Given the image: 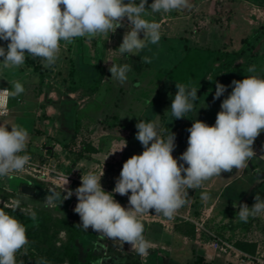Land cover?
<instances>
[{
	"label": "rangeland",
	"instance_id": "374dc122",
	"mask_svg": "<svg viewBox=\"0 0 264 264\" xmlns=\"http://www.w3.org/2000/svg\"><path fill=\"white\" fill-rule=\"evenodd\" d=\"M152 2L148 0V5ZM190 3V9L168 14L151 13L149 9L143 18L161 24V39L157 44L148 43L137 56L122 55L117 50L128 29L125 18V26L109 36L77 37L66 46L63 41L59 59L50 68H45L40 58L31 57H26L19 68L0 67V85L11 87L9 82L20 81L25 88L19 97L11 98V113L0 124L10 117L5 122L9 130L12 125L26 128L27 153L51 167L47 177L33 184L62 191L68 176L65 187L74 191L82 174L91 171L99 175L103 171L102 187L112 192L123 163L144 150L135 138L139 120L155 123L164 138L174 133L172 155L179 158L187 149V129L194 120L215 124L222 100L232 91V81L251 75L245 70L252 65L260 75L259 68L264 69V0ZM140 36L143 38V33ZM145 56L151 63L143 61ZM112 63L130 65L124 85L111 78ZM217 82L227 86V91L214 99ZM176 83L198 88L193 110L181 119H174L170 110ZM40 97L45 104L52 97L58 99L56 111L47 114ZM20 102L27 104L25 120L13 114V105ZM109 121H124L127 126H111ZM260 135L253 145L256 155L246 168L222 173L199 188L185 189L186 204L172 219L156 214L154 209L138 217L145 239L151 242L147 256L131 250L128 244L121 247L119 242L101 240L92 230L95 237L85 234L76 242L81 259L89 258L90 264H264V213L249 217L247 222L236 216L241 204L251 207L255 203L257 194L264 199V150H258L264 146V132ZM124 140L127 146L119 151ZM16 183L12 177H0V208L19 199L22 211L4 210L28 225L32 212L40 215L45 200L33 198L30 204H23L27 196L20 193ZM113 195L122 206H129L127 195ZM77 202L73 194L62 204L45 208L54 217L80 221L74 212ZM28 241L17 253V264H33L38 255ZM90 249L94 254L91 258Z\"/></svg>",
	"mask_w": 264,
	"mask_h": 264
},
{
	"label": "clouds",
	"instance_id": "9594fccd",
	"mask_svg": "<svg viewBox=\"0 0 264 264\" xmlns=\"http://www.w3.org/2000/svg\"><path fill=\"white\" fill-rule=\"evenodd\" d=\"M191 7L190 0H153L150 5L148 0H0V40L7 42L6 48L0 46V67L19 68L26 57H31L40 58L43 66L50 68L59 59L61 41L66 46L77 37L109 36L125 26V18L128 29L117 50L122 55L137 56L148 43L157 44L161 39V24L143 18L149 9L151 13L168 14ZM142 59L151 63L146 56ZM130 70L126 63H112L109 68L111 78L120 85L127 82ZM245 71L251 75L232 81V91L222 100L214 125L193 121L187 129V149L179 158L172 155L176 147L174 133L164 138L155 123L139 120L135 138L144 150L123 163L112 192L102 187L103 171L99 175L89 171L81 175V183L74 191L65 187L68 176L62 191L49 190L45 206L62 204L74 194L78 201L74 212L81 221L77 227L85 232L91 228L101 240L119 242L121 247L128 244L131 250L147 256L151 242L143 235L140 215L154 209L156 214L172 219L186 204L185 189L199 188L222 173L244 169L256 155L254 142L264 132V76L256 74L255 65ZM9 83L10 88L0 89V99H14L25 92L20 81ZM176 89L170 110L174 119H181L193 110L198 88L176 83ZM226 91L227 86L217 82L214 99ZM10 129L0 124V177L7 178L25 171L31 159L27 154V129L21 125ZM126 146L125 141L119 151ZM113 193L127 195L129 206H122ZM254 199L251 207L239 206L236 216L240 221L247 222L249 217L264 213V199L259 194ZM20 206L21 201L15 199L0 208V264H17V253L29 243L23 223L4 210L22 211ZM31 218H36L35 212Z\"/></svg>",
	"mask_w": 264,
	"mask_h": 264
},
{
	"label": "trees",
	"instance_id": "16d2710c",
	"mask_svg": "<svg viewBox=\"0 0 264 264\" xmlns=\"http://www.w3.org/2000/svg\"><path fill=\"white\" fill-rule=\"evenodd\" d=\"M63 8V6H61ZM0 46L7 47V42L0 40ZM111 126L123 125L127 126L124 121H109ZM17 180V187L22 195L27 196L23 199V204H30L33 198L45 199L36 195L24 193L21 189L23 183H31L21 177H12ZM35 185H38L36 182ZM61 209V205H57ZM41 213L36 218L30 219L26 228L27 238L30 239V244L38 250V255L35 257L33 264H54L67 262L68 264H90L89 258L82 260L76 242L85 234L92 237V229L87 232L82 230L77 225L81 224L79 220H72L67 217H54L52 213L45 208L41 209ZM64 233V235H62ZM88 256L94 257L93 250L88 251Z\"/></svg>",
	"mask_w": 264,
	"mask_h": 264
},
{
	"label": "built area",
	"instance_id": "2783aa9c",
	"mask_svg": "<svg viewBox=\"0 0 264 264\" xmlns=\"http://www.w3.org/2000/svg\"><path fill=\"white\" fill-rule=\"evenodd\" d=\"M9 88L5 85H0V89ZM11 112V98L0 99V117H5ZM28 154V153H27ZM30 163L26 166L25 171L16 174L13 177H21L29 182H34V180H42L51 173V167L46 163H41L35 160L30 154ZM227 247V246H226Z\"/></svg>",
	"mask_w": 264,
	"mask_h": 264
},
{
	"label": "crops",
	"instance_id": "0c3cea01",
	"mask_svg": "<svg viewBox=\"0 0 264 264\" xmlns=\"http://www.w3.org/2000/svg\"><path fill=\"white\" fill-rule=\"evenodd\" d=\"M63 41H61L60 43L61 44H63L62 43ZM61 50H63V47H61ZM246 63V62H245ZM87 64H89V63H87ZM91 64V63H90ZM240 64V63H239ZM58 68H60V67H58ZM263 72H264V69H260L259 68V74L261 75V76H263ZM47 86H49V85H47ZM10 88V87H9ZM50 93H53V91H51ZM39 101H41V97L39 98ZM50 101V103L49 104H45L44 102H42L41 103V105H43V106H45L44 108H46L47 109V114H50V112L51 111H56V105L59 103V100L58 99H55L54 97H52V99L51 100H49ZM27 103H29L28 101H26ZM59 105V104H58ZM13 109H14V112H13V114L14 113H16L15 115H19V117H18V119L19 120H25V118H28V117H26L27 115H29L28 114V111H27V104H25V105H23V103L22 102H20V103H17V105L16 106H14L13 105ZM11 113V112H10ZM69 114H71L70 116L72 117V113H69ZM6 117V116H5ZM2 118H4V117H1L0 118V120H2ZM10 118V117H9ZM9 118H5V120H3V121H1V123L2 124H5V122L7 121V119H9ZM263 133V132H262ZM261 133V134H262ZM260 136H263V135H260ZM259 151H261V150H264V146L262 145L259 149H258Z\"/></svg>",
	"mask_w": 264,
	"mask_h": 264
},
{
	"label": "water",
	"instance_id": "95a60500",
	"mask_svg": "<svg viewBox=\"0 0 264 264\" xmlns=\"http://www.w3.org/2000/svg\"><path fill=\"white\" fill-rule=\"evenodd\" d=\"M21 189H22V191L24 193L31 194V195H36V196H39V197H42V198H46L47 195L51 194L49 192V190L60 192V191L54 190V189H52L50 187L37 186V185H35L33 183H23L21 185ZM62 195H64V194L62 193Z\"/></svg>",
	"mask_w": 264,
	"mask_h": 264
}]
</instances>
